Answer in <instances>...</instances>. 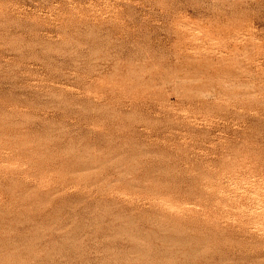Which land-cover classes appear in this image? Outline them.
Wrapping results in <instances>:
<instances>
[{"label": "rangeland", "instance_id": "obj_1", "mask_svg": "<svg viewBox=\"0 0 264 264\" xmlns=\"http://www.w3.org/2000/svg\"><path fill=\"white\" fill-rule=\"evenodd\" d=\"M170 263L264 264V0H0V264Z\"/></svg>", "mask_w": 264, "mask_h": 264}, {"label": "bare ground", "instance_id": "obj_2", "mask_svg": "<svg viewBox=\"0 0 264 264\" xmlns=\"http://www.w3.org/2000/svg\"><path fill=\"white\" fill-rule=\"evenodd\" d=\"M165 230V229H164ZM124 231V230H123ZM123 233V232H122ZM122 235V234H121ZM159 238V237H158ZM160 239V238H159ZM134 241V240H133ZM157 241V240H156ZM178 245H182L179 241L178 242H176ZM176 243L175 242H173V245L175 244L176 245ZM189 243V242H188ZM169 244V243H168ZM174 245V246H175ZM178 245H176V246H178ZM172 246V245H171ZM146 247H147V245H146ZM181 247V246H180ZM170 248H172V247H170ZM179 248V247H178ZM175 250H176V247H175ZM180 252H181V250L180 249H178ZM178 250H176V251H178ZM171 251V250H170ZM183 251V250H182ZM194 251V250H193ZM146 252V251H145ZM164 252H165V249H164ZM172 252H174V251H171V253L169 254V255H172ZM196 252V251H195ZM168 253V252H167ZM137 254V253H136ZM174 254V253H173ZM141 255V254H140ZM145 255V254H144ZM163 255H165V254H163ZM149 256V255H148ZM185 256V255H184ZM141 257V256H140ZM154 257V256H153ZM152 258V257H151ZM136 260V259H135ZM149 263V262H148ZM171 264V263H170ZM187 264V263H186Z\"/></svg>", "mask_w": 264, "mask_h": 264}]
</instances>
